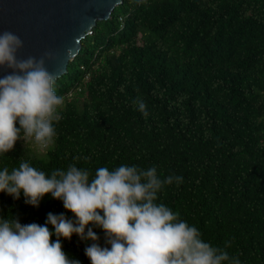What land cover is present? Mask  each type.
Returning <instances> with one entry per match:
<instances>
[{
    "label": "trees",
    "instance_id": "obj_1",
    "mask_svg": "<svg viewBox=\"0 0 264 264\" xmlns=\"http://www.w3.org/2000/svg\"><path fill=\"white\" fill-rule=\"evenodd\" d=\"M80 46L56 80L54 145L18 140L0 170L154 166L161 181L183 178L156 203L226 251L224 264H264V0H122ZM49 213L73 218L50 195L34 208L0 193V218L43 225ZM61 243L90 264L78 237Z\"/></svg>",
    "mask_w": 264,
    "mask_h": 264
},
{
    "label": "clouds",
    "instance_id": "obj_2",
    "mask_svg": "<svg viewBox=\"0 0 264 264\" xmlns=\"http://www.w3.org/2000/svg\"><path fill=\"white\" fill-rule=\"evenodd\" d=\"M22 47L16 34L0 33V71L8 70L0 77V154L13 150L18 140H29L46 153L55 143L54 123L65 104L55 89L57 76L46 66L51 54L18 58ZM136 103L147 116L145 103L139 98ZM182 181L181 176L161 181L154 166L100 167L94 176L75 164L50 175L23 160L11 171L4 167L0 193L13 200L22 193L24 203L34 208L50 195L73 218L49 213L43 225H22L14 215L0 218V264H80L61 243L73 235L87 245L90 264H224L230 260L226 251L205 242L195 226L156 203L163 185ZM94 228L103 232L105 246ZM231 264L239 260L232 258Z\"/></svg>",
    "mask_w": 264,
    "mask_h": 264
},
{
    "label": "water",
    "instance_id": "obj_3",
    "mask_svg": "<svg viewBox=\"0 0 264 264\" xmlns=\"http://www.w3.org/2000/svg\"><path fill=\"white\" fill-rule=\"evenodd\" d=\"M122 0H0V33L10 31L23 41L18 58H40L57 78L80 50V40L96 22L109 18ZM69 53H71L69 55ZM8 70L0 71V77Z\"/></svg>",
    "mask_w": 264,
    "mask_h": 264
},
{
    "label": "rangeland",
    "instance_id": "obj_4",
    "mask_svg": "<svg viewBox=\"0 0 264 264\" xmlns=\"http://www.w3.org/2000/svg\"><path fill=\"white\" fill-rule=\"evenodd\" d=\"M26 141H29V140H24V141H21V143H24V142H26ZM30 147H33V149H34V151L36 152V153H41V152H39L38 150H37V148L35 147V145L30 141V145H29Z\"/></svg>",
    "mask_w": 264,
    "mask_h": 264
}]
</instances>
